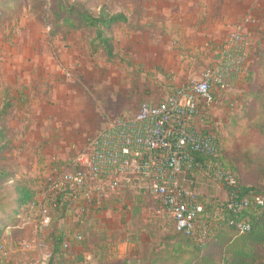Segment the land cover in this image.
<instances>
[{
    "label": "crops",
    "instance_id": "1",
    "mask_svg": "<svg viewBox=\"0 0 264 264\" xmlns=\"http://www.w3.org/2000/svg\"><path fill=\"white\" fill-rule=\"evenodd\" d=\"M101 4L125 18L102 35L110 55L103 41L84 30L60 32L48 39L33 18L20 20V30L10 42L9 37L0 42V83L9 92L10 102L7 117H13L12 126L19 133L11 147L34 153L32 170L39 175L55 167L69 168L72 153L84 149L108 121L127 117L140 102H158L187 80L200 78L214 63L216 49L229 32L264 29V0H115L114 4L101 0ZM249 17L255 26L245 22ZM256 40L260 42L259 37ZM62 67L71 77H63ZM228 98L222 91L215 92L210 108L215 122L227 113ZM193 187L208 200L207 187ZM145 207L140 197L126 198L98 215L110 212L132 217L136 208L146 213ZM148 221L156 227L159 224L160 233L172 229L159 219ZM167 243L147 237L143 252L125 253L118 245L99 243L97 253H87L90 264L111 257L120 264H145L150 258H166L160 252Z\"/></svg>",
    "mask_w": 264,
    "mask_h": 264
},
{
    "label": "built area",
    "instance_id": "2",
    "mask_svg": "<svg viewBox=\"0 0 264 264\" xmlns=\"http://www.w3.org/2000/svg\"><path fill=\"white\" fill-rule=\"evenodd\" d=\"M245 22L256 23L252 17ZM254 47L252 29L229 32L200 78L187 80L158 102H140L127 117L108 121L84 149L72 153L69 168L55 167L36 176L32 198L17 222L3 228L0 261L22 252L29 255L30 264H76L78 257L80 264H90V254L81 245L80 225L114 202L134 197L155 202L145 203L151 219L170 223L175 232L200 244L209 240L219 218L212 213L203 217L206 202L193 186L236 185L231 169L219 161L217 122L210 108L215 92H227L231 79H248ZM61 74L71 77L64 67ZM228 99L231 108L235 103ZM262 206L264 194L228 193L214 205L233 215ZM234 228L242 234L250 224L237 220Z\"/></svg>",
    "mask_w": 264,
    "mask_h": 264
},
{
    "label": "rangeland",
    "instance_id": "3",
    "mask_svg": "<svg viewBox=\"0 0 264 264\" xmlns=\"http://www.w3.org/2000/svg\"><path fill=\"white\" fill-rule=\"evenodd\" d=\"M44 1L47 2V0ZM77 1L83 3L93 14H97L101 7L110 13L108 5L107 8L105 4H101V0ZM20 2L19 8L14 7L2 14V24L0 26V36L2 39L0 42L6 37H9L8 41L10 42V37L20 30L19 25L23 22H20V20L25 18H33L44 29L47 38H52L50 25L45 24L40 19V16H37L32 10L33 0H20ZM111 2L114 4L115 0H111ZM261 25H264V21ZM82 30L89 37H94L93 30L81 29L78 31ZM260 30L254 32L255 49L249 61V77L248 79L244 77L241 80L233 78L229 81L230 86L225 93L235 104H233V107L228 108L227 113H224L225 115L220 116V119L217 121V130L220 163L222 161L229 168V165L232 164L237 171L234 172L230 169L241 183L256 186L257 189L264 191V174H260L256 168V165H259L260 162L264 164V134L257 131V127L262 126V123H264V115L262 114L260 103L254 99L253 95L254 92L263 88L264 85L262 68L264 63L258 61V54L264 51V29ZM257 37H259L260 42H257ZM2 84L3 82L0 83V129L3 134V137L0 139V173L3 172L7 176L0 179V221L3 216H7L14 205L13 202L17 197L14 186L17 183L23 184L26 182L31 187L32 182L39 175L32 170L34 153L11 147V140L14 136L17 137L19 133L12 126L13 117H7L8 110L10 109V102L7 101L9 92L3 91ZM6 104L9 106H6ZM110 116L113 115L111 114ZM242 157L245 158V161ZM205 190L210 195L208 196V200H206L207 202L205 201L208 212L206 211L203 217L209 218L210 210L214 212V215H221V210H215L212 207L216 203L223 201L225 197L224 188H217L212 185L208 186ZM145 203L155 205V202L151 199H148V202ZM149 219L151 218L147 216V213L142 214V212L136 217H130L126 213L110 212H106L101 216L98 215L97 218L88 221L80 229L84 237L81 245L90 254H93L92 251L97 253L99 243H106V246L111 245L112 247L118 245L121 251L125 249V253H133L134 251L143 252L146 249L144 244L147 237H149L148 234L151 232V229L156 227L153 222L149 223ZM91 221H93V225L91 224L89 227L88 223ZM162 222L164 221L160 220V223ZM215 223L218 222L216 221ZM215 227L217 228V224H215ZM164 228L166 229L167 225H164ZM13 237H15V234H13ZM129 243H132L133 246L130 247ZM93 262L95 263L96 261L93 260ZM6 263L30 264L29 255L22 252L15 253ZM120 263V260L111 257L109 261H103L100 264Z\"/></svg>",
    "mask_w": 264,
    "mask_h": 264
},
{
    "label": "trees",
    "instance_id": "4",
    "mask_svg": "<svg viewBox=\"0 0 264 264\" xmlns=\"http://www.w3.org/2000/svg\"><path fill=\"white\" fill-rule=\"evenodd\" d=\"M20 0H0V26L2 24V14L12 8H19ZM32 10L45 24L50 25V34L53 36L60 32L78 31L90 29L94 32V39L106 43L102 38L116 22L124 21V16L120 13H109L104 8H100L97 14H93L83 3L71 0H33ZM104 51L111 54V48L105 44ZM258 61L264 63V51L259 54ZM264 73V64H263ZM254 99L260 103L262 114L264 115V85L263 88L254 92ZM6 106H9L6 104ZM257 127V131L264 134V123ZM3 137L0 129V139ZM1 148V147H0ZM245 161V158L242 157ZM230 168L235 172L236 168L232 164ZM258 172L264 174V164L256 165ZM231 170V171H232ZM7 174L1 172L0 179ZM236 185L233 188H224L225 194H234L238 197H252L255 194H264V191L256 186L241 183L237 176ZM14 190L17 197L13 202L7 216H3L0 221V237L6 225H14L24 206L32 198L30 184H16ZM212 211L210 210V213ZM136 208L132 217L139 214ZM218 228L215 233L204 244L191 241L189 238L177 233L172 229L168 232L158 233L156 227L151 229L149 237H156L167 241L165 249L160 253L167 254L166 258L147 259L145 264H264V206L260 208L249 207L239 214L229 213L217 214ZM245 220L250 224V229L242 234H238L234 228V222ZM93 221L88 223L90 227ZM93 225V224H92ZM152 254L158 252L151 251Z\"/></svg>",
    "mask_w": 264,
    "mask_h": 264
}]
</instances>
